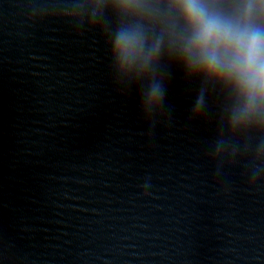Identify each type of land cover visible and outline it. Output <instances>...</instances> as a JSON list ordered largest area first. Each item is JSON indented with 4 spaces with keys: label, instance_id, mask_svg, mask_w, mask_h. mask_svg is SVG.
<instances>
[{
    "label": "clouds",
    "instance_id": "9594fccd",
    "mask_svg": "<svg viewBox=\"0 0 264 264\" xmlns=\"http://www.w3.org/2000/svg\"><path fill=\"white\" fill-rule=\"evenodd\" d=\"M118 6L125 11L142 7L136 0H119ZM174 6L183 20L177 39L187 68L231 86L237 101L234 125L264 123V0H247L233 15L222 14L209 0H174ZM114 51L122 67L142 61L146 68L159 47L145 52L142 33L121 30ZM160 91L152 85L150 100Z\"/></svg>",
    "mask_w": 264,
    "mask_h": 264
}]
</instances>
